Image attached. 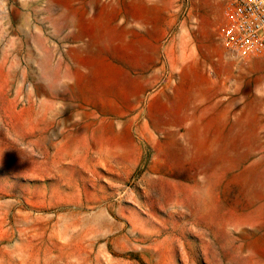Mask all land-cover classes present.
Here are the masks:
<instances>
[{
	"label": "rangeland",
	"instance_id": "374dc122",
	"mask_svg": "<svg viewBox=\"0 0 264 264\" xmlns=\"http://www.w3.org/2000/svg\"><path fill=\"white\" fill-rule=\"evenodd\" d=\"M231 1L106 0L125 75L80 76L70 3L0 0V264H264V54L223 46ZM180 75L217 77V145L159 129Z\"/></svg>",
	"mask_w": 264,
	"mask_h": 264
},
{
	"label": "crops",
	"instance_id": "0c3cea01",
	"mask_svg": "<svg viewBox=\"0 0 264 264\" xmlns=\"http://www.w3.org/2000/svg\"><path fill=\"white\" fill-rule=\"evenodd\" d=\"M65 2L70 3V6L62 8L59 6L57 11L60 17L70 19V27L73 31L64 36L62 40L70 46V62L71 66L75 65L76 74L80 76L94 75L96 67L99 66L98 63L90 65V62L89 64L86 62H97L101 59L102 66L105 61H109L108 67L117 66L125 75V66L113 63V58L120 59L119 53L115 55L112 52L111 54L114 46L111 47V44L105 41L93 43L90 40V36L95 30L101 34H107L111 32L110 28L118 27V31L121 28L124 41L126 23L123 22L120 25V20L126 19L123 8H118L117 12L113 11L114 13H112L110 6L105 3L106 0H65ZM94 4L97 5L94 6ZM94 8L97 10L95 11ZM98 49L101 50L100 53L95 52ZM149 58L150 61L143 64L141 68L143 70L153 68L156 71V53L153 57L150 53ZM176 78L179 86L178 92L175 93V99L178 94L183 95V98L180 103L173 102L172 117L167 116L165 120H162L159 129H178L179 131L171 133L172 135L169 134V137L179 141L180 128L185 127L188 123L189 130L193 132L189 135V139L204 140L205 146L217 145V77L203 76L200 81L189 75H180Z\"/></svg>",
	"mask_w": 264,
	"mask_h": 264
},
{
	"label": "built area",
	"instance_id": "2783aa9c",
	"mask_svg": "<svg viewBox=\"0 0 264 264\" xmlns=\"http://www.w3.org/2000/svg\"><path fill=\"white\" fill-rule=\"evenodd\" d=\"M220 37L223 46L241 58L264 54V0H232Z\"/></svg>",
	"mask_w": 264,
	"mask_h": 264
},
{
	"label": "bare ground",
	"instance_id": "6f19581e",
	"mask_svg": "<svg viewBox=\"0 0 264 264\" xmlns=\"http://www.w3.org/2000/svg\"><path fill=\"white\" fill-rule=\"evenodd\" d=\"M181 132V131H180ZM172 135V134H171ZM173 137V136H172ZM173 138H175V137H173ZM179 139V138H178ZM174 140V139H173ZM176 141L178 142V140L176 139ZM171 142V141H170ZM172 144V143H171ZM161 178H164V177H161ZM169 178V177H168ZM191 179L192 180H194L193 182V184H194V186L195 187H199V188H201V186H204L203 184H202V182H200L196 177H191ZM160 180V179H159ZM162 181V180H161ZM202 184V185H201Z\"/></svg>",
	"mask_w": 264,
	"mask_h": 264
}]
</instances>
